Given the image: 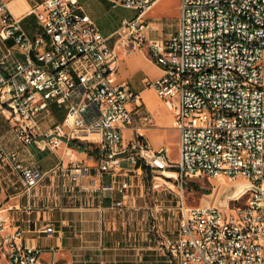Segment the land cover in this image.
I'll return each instance as SVG.
<instances>
[{
  "label": "built area",
  "instance_id": "built-area-1",
  "mask_svg": "<svg viewBox=\"0 0 264 264\" xmlns=\"http://www.w3.org/2000/svg\"><path fill=\"white\" fill-rule=\"evenodd\" d=\"M156 1L111 0L138 10L122 20L118 39L131 48L146 46L163 68L146 81L174 108L175 160L167 144L156 149L141 133L153 115L129 107L132 100L141 104V94L115 80L117 49L78 0H29L42 27L34 34L9 0H0V106L9 110L25 144L39 132L53 146L64 137L84 141L99 132L101 171L144 159L164 161V169L150 170L153 177L175 169L179 192L168 210L177 213L178 223L170 235L157 234L164 264H264V0H181L179 28L168 37H151L148 13ZM15 48L24 58L13 56ZM52 102L66 113L43 130L42 115ZM128 126L139 132L125 141ZM0 163L21 170L28 190L42 175L1 137ZM83 169L79 161L73 165L74 173ZM199 174L231 178L241 191L224 204H191L185 184ZM22 235L21 227L9 230L0 207V249L8 264H55L44 262L39 248L20 245Z\"/></svg>",
  "mask_w": 264,
  "mask_h": 264
},
{
  "label": "crops",
  "instance_id": "crops-1",
  "mask_svg": "<svg viewBox=\"0 0 264 264\" xmlns=\"http://www.w3.org/2000/svg\"><path fill=\"white\" fill-rule=\"evenodd\" d=\"M160 1L148 13L153 21L151 37L166 36L161 17L153 14ZM178 2L181 13V0ZM9 3L15 13L23 16V24L31 34L41 31L29 0ZM78 4L94 19L108 44L117 49L115 80L141 94V104L132 100L129 107L137 114L149 111L153 115V121L144 125L141 133L156 149L168 145L171 131L176 128L174 108L146 81L161 76L163 68L146 46L131 48L118 39L122 20L135 16L138 10L115 6L111 0H78ZM13 56L24 58L17 48ZM65 113V106L52 102L42 115V129L62 120ZM138 132L134 126L123 128L124 140L135 138ZM177 132L179 141L178 129ZM0 137L8 150L18 151V158L26 166L42 173L38 184L28 190L21 170L14 169L11 163H0V207L9 230L23 229L20 245L39 248L40 258L55 264H164V250L157 234L170 235L178 223L177 215L168 210L179 192L175 169L153 177L143 162L124 161L115 172L101 171L103 136L99 132L85 137L84 148L71 145L68 137L53 146L40 132L37 140L25 144L16 135L9 110L1 106ZM76 161L84 166L79 173L73 172ZM155 181L160 184L153 186ZM50 225L53 230H47ZM8 263L0 249V264Z\"/></svg>",
  "mask_w": 264,
  "mask_h": 264
},
{
  "label": "rangeland",
  "instance_id": "rangeland-1",
  "mask_svg": "<svg viewBox=\"0 0 264 264\" xmlns=\"http://www.w3.org/2000/svg\"><path fill=\"white\" fill-rule=\"evenodd\" d=\"M153 14L161 17L166 30L165 37H168L171 32L179 28L180 9L178 0H161L153 10ZM177 133V129L173 128L168 141L169 153L173 157L179 156ZM240 191L241 186L239 183L231 178H218L205 174L191 176L185 184L186 200L191 204L214 201L218 204H224L225 197L236 196ZM243 198V196L240 197L241 200ZM175 214L177 215V213Z\"/></svg>",
  "mask_w": 264,
  "mask_h": 264
},
{
  "label": "bare ground",
  "instance_id": "bare-ground-1",
  "mask_svg": "<svg viewBox=\"0 0 264 264\" xmlns=\"http://www.w3.org/2000/svg\"><path fill=\"white\" fill-rule=\"evenodd\" d=\"M142 162L146 165V167L148 166L151 170L164 169V161L144 159Z\"/></svg>",
  "mask_w": 264,
  "mask_h": 264
},
{
  "label": "trees",
  "instance_id": "trees-1",
  "mask_svg": "<svg viewBox=\"0 0 264 264\" xmlns=\"http://www.w3.org/2000/svg\"><path fill=\"white\" fill-rule=\"evenodd\" d=\"M70 143H71L72 145H77V146H79L80 148H84L85 145H86V143H85L84 141H80V140H77V139H72V140H70Z\"/></svg>",
  "mask_w": 264,
  "mask_h": 264
}]
</instances>
